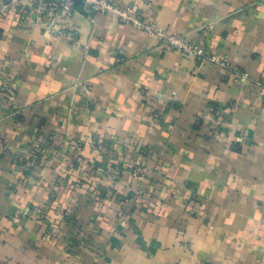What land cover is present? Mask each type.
Instances as JSON below:
<instances>
[{"label":"crops","instance_id":"1","mask_svg":"<svg viewBox=\"0 0 264 264\" xmlns=\"http://www.w3.org/2000/svg\"><path fill=\"white\" fill-rule=\"evenodd\" d=\"M131 1L250 80L105 15L78 45L0 18V264H264V0Z\"/></svg>","mask_w":264,"mask_h":264},{"label":"built area","instance_id":"2","mask_svg":"<svg viewBox=\"0 0 264 264\" xmlns=\"http://www.w3.org/2000/svg\"><path fill=\"white\" fill-rule=\"evenodd\" d=\"M30 1L34 8L27 5ZM82 4L81 10L76 8L75 0H5L0 3V18L7 16L12 11L28 12V19L32 25L40 27L50 37H61L67 39L72 45H78L79 34L75 18L78 15L86 16L95 23L97 15L111 17L119 23L131 25L134 28L144 31L159 39L165 49H174L183 55L193 57L202 65L217 66L228 71L235 82L250 80L248 73L230 64L226 59L211 53L204 45H197L189 41L186 37L162 28L159 23L144 19L143 13L135 1H131L127 6H122V0H79ZM259 88L264 89L261 82L255 83ZM3 90L14 97V90L8 85L3 86ZM147 89L144 88V91ZM209 111L215 112L214 108ZM157 121L160 117L155 116ZM6 151L5 142L0 139V154ZM37 157L27 161V168L37 164ZM135 178H145L148 170L144 165H135L130 169ZM70 215V212H67ZM124 220V214L120 215Z\"/></svg>","mask_w":264,"mask_h":264},{"label":"trees","instance_id":"3","mask_svg":"<svg viewBox=\"0 0 264 264\" xmlns=\"http://www.w3.org/2000/svg\"><path fill=\"white\" fill-rule=\"evenodd\" d=\"M216 110V108H214Z\"/></svg>","mask_w":264,"mask_h":264}]
</instances>
